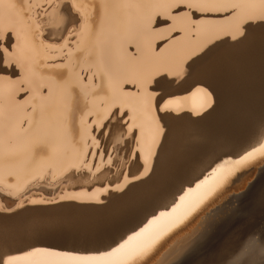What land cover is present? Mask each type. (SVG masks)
I'll list each match as a JSON object with an SVG mask.
<instances>
[{"label":"bare ground","instance_id":"bare-ground-1","mask_svg":"<svg viewBox=\"0 0 264 264\" xmlns=\"http://www.w3.org/2000/svg\"><path fill=\"white\" fill-rule=\"evenodd\" d=\"M246 1L239 0L246 8L251 7L252 5L248 7L245 5ZM14 2L15 8L12 7L13 0H0V26L12 27L16 33H19L18 39L14 36L10 37L11 42L16 45L13 59L18 61L16 64L19 70L7 72L22 78L21 82L27 92L18 97L17 87L0 78V212H2L0 225L4 224L1 228L5 227L9 230L4 231L10 232L6 235L0 228L1 233L5 234L4 238L3 234L0 235L2 236L0 254L6 252L8 246L15 247L33 240L34 236L26 238V234L39 231L37 228L44 224L55 225L56 229L67 226L72 232L74 229L71 228H76L78 224L76 218L79 221L82 220L84 225L89 224L84 227L85 232L89 229L88 232L82 236H79L80 233L77 234L78 229L74 230V232L77 231L74 235L69 232L72 234V237L69 234L71 240L79 237L76 244H70L69 238L65 240L70 243L64 244L62 234L61 238L58 237L61 243L54 241L68 246L96 247L113 241L119 242L124 238L126 240L128 236L139 232L155 219L156 223L149 231L133 242V245L139 248V252L132 258L131 264L169 263L173 254L187 246L193 237L199 235L206 224L203 227L200 226V231L197 229L191 234L188 231L189 235L181 239L178 247L176 245L174 247L173 240H176L178 234L180 236L181 232L184 233L190 227L192 230L196 219L219 199L225 200L224 204L221 202L225 208L230 206L238 195L244 192L243 190L234 192L233 184H237L238 179L245 178L242 182L240 181L241 183L239 182L238 186L249 187L254 182L245 183L246 178L257 173L259 167L264 164V134L262 135L264 128L255 135L253 132L252 135L255 137L250 135L252 129L249 126L253 112L250 105L252 97L249 98L252 90L248 91L250 84L247 90L250 72L254 71V67H250L251 60L254 61L256 56L257 61L262 60V57L258 55L253 54L254 57L251 55L253 49L258 48L255 42L261 39L260 33L249 35L247 39L240 38L234 43L226 40V43L221 44L210 57L196 60L195 63H192L193 60L186 62L179 70L167 75L168 95L165 96V100H173L168 109L179 112L185 107L184 104H188L192 113L177 114L167 109L169 113L167 119L172 129L167 145V158L163 166L157 164L155 174L142 176L144 183L139 184L132 198H125L123 201L119 199L118 188H125L132 180L131 177H124L122 183L115 187L114 191L117 192L108 193L110 190H107L105 191L107 195L103 198L76 195L74 197L78 201H72L66 200L71 196L65 194L48 199L43 194H37V191L42 188L47 189L41 186L42 184L55 188L73 182L82 185L86 178L85 174L93 175L96 172L92 166L93 154L97 149H102L101 140L106 138L109 130L112 134L103 141L104 149L102 150L107 152L113 150L116 155L114 162L122 159L125 154L124 134L128 126L137 127L139 135L142 125L145 147L151 143L152 115H159V113L154 107L149 108L145 103L141 87L138 95L134 93L127 96L119 91L108 71L105 72L102 69L100 41L109 33L123 35L127 29L131 11L147 21L156 13L169 8L174 0H70L83 15L84 28L79 41L73 48H66L57 54H52L53 47L45 43L33 15L36 6L51 0H14ZM237 37L239 34H236ZM161 44L162 42H159L157 47L159 48ZM259 48L261 50L260 46ZM64 52H66L65 55ZM57 58L62 60L59 61ZM108 62L111 74H114L116 81L128 80L140 85L142 81L147 82L158 77L154 75L157 70L151 68L154 67L153 65L139 66L130 58L127 60L120 58L115 52H111ZM257 72L260 70L258 69ZM197 87L206 88L214 93L217 104L210 114L204 112L198 114V110L192 109L189 100L184 99L189 97V94ZM133 88L130 85L126 86V90ZM148 91H153L152 86L148 88ZM121 112L124 113L123 118L129 117L126 125L122 122L117 123L114 118L113 114L118 115ZM102 125L105 127H101ZM184 131L190 132V139L193 137V139L198 138V141H204L209 140L207 137L217 136L218 142L208 146L210 153L207 154L206 159L194 162L197 153L199 156L203 153L201 150L203 146L200 144L202 142H197V139L196 141L192 139L194 142L190 141L189 134L186 138ZM93 138L101 141L99 147L93 143ZM258 139L255 145L251 144ZM208 140L207 142H210ZM41 145H46V148H40ZM248 153L252 155L242 160L241 158ZM210 158L215 160L214 167L216 164L228 161L225 165L226 178L210 181L199 191H194L184 204L173 212V208L180 204L179 197L190 188L188 186L178 194L182 185L197 177L204 169V162ZM154 162L149 161L150 164ZM261 163L263 164L259 165ZM86 165L91 166L90 171ZM99 180L103 182L104 177H100ZM199 181L197 180L195 185ZM195 185L191 187L194 190ZM81 199H89L92 202H80ZM173 199H176V202L169 209L163 208L157 214H150ZM201 199L203 202L199 204L196 211L188 214L192 204ZM106 201L107 204L104 203ZM224 207L213 208L214 211L208 213V220L215 219ZM23 208L26 209L15 215L3 214V212H14ZM161 212L168 215L160 217ZM60 216L64 217L61 220L65 219L67 225L63 223L60 225L58 220ZM72 218L77 221L75 227L72 226L75 222ZM28 220L36 223H29L31 226L27 225L29 227L27 232L24 227L26 224L21 226L24 227L23 231L16 232L18 224L29 222ZM81 222H79L80 226ZM82 230L84 231L83 225ZM46 231L43 233L39 231V233L46 234ZM62 231L65 234L64 229ZM48 232L49 235H46L50 238L53 234H50V229ZM54 233L56 234V231ZM57 234L60 236L59 233ZM53 237L50 241L55 238ZM171 249L176 250L166 258ZM30 250L20 253L11 252V254L23 257L25 252ZM30 259L32 258L26 257L20 261V264H28Z\"/></svg>","mask_w":264,"mask_h":264},{"label":"rangeland","instance_id":"rangeland-1","mask_svg":"<svg viewBox=\"0 0 264 264\" xmlns=\"http://www.w3.org/2000/svg\"><path fill=\"white\" fill-rule=\"evenodd\" d=\"M66 2L71 3L70 0H51V2L43 3L39 6H36L35 11L33 13L34 19L41 30V35L43 36L45 43L53 47L51 48L52 54H57L59 51L64 50L66 48H69V49L73 48L74 45H76L77 42L79 41V38L84 28V19H83L84 17L80 13V11L77 10L75 7H74V10L71 16L68 17L67 20L65 19L64 15L62 14L60 5ZM245 5L247 7L248 5H252L249 8H246L245 6L242 5L241 11L245 14L258 15L262 10L261 0H247L245 2ZM167 13L173 14V19L169 20L168 25H162V24L152 22L153 20H158L161 14H167ZM201 19L205 21L204 24L193 26L191 23V19L188 16H184V15L176 16L174 14V10L171 9L170 7L156 13L154 16L149 18V20L147 21L142 19L141 16H139L136 12L131 11V16L129 17L127 29L123 33V35L117 36L114 33L113 34L109 33L105 38H103L100 41V63H101L102 69L105 72L108 71L110 77L112 78L111 80L114 81L115 85L117 84L116 86L122 94L130 96L135 93L136 95H138L139 92L141 91L139 83L128 81V80L116 81L114 74H111V71H110L111 67L109 66V62H108L111 52H115L120 58H123L126 60L130 58L132 61H134L139 66H147L150 64L153 65L154 67H151V68L154 70L155 69L157 70V73L154 75H158V77L156 78H159L161 75L168 73L169 70H171V72L179 70L183 64H185L186 62L189 63L192 60H194L197 56L201 55L204 49H206L208 46H210L214 41H216L219 38H223L225 41L227 40V41H230L231 43H234L236 40L241 38L239 36L236 39H232V35L230 34L225 35L224 32H221L218 30L219 26L225 21L224 16L219 17L218 14L213 13V14L204 15L201 17ZM69 27H72L73 34H69L67 30ZM261 40L262 39H258V41L255 42L258 44V45L257 44L255 45L258 48L253 49V53L251 55L253 54L255 56L258 55L260 58L262 57V60H263L264 59L263 57L264 48L262 47L264 45V42ZM260 41L262 44L258 43ZM159 42H162V44L158 48L157 46ZM0 43H4V42L0 41ZM259 46L261 47V50ZM256 49L259 50L258 51L259 54L258 53L256 54L257 52ZM65 54L66 52H64V55ZM254 55L252 57H254ZM255 58L253 59H255L256 61L251 60V63H250V67L251 66L252 68L254 67L253 68L254 71H251L254 74L250 72V80H252L253 82L249 80L250 83L249 82L247 83L248 84L247 90L249 88V84L253 86V87L250 86V89L248 90V91L252 90L249 93L250 94L249 98L252 97L250 98V101H251L250 105L252 109L254 107L253 110L251 109V112L252 111L253 112H252L251 123L249 126V128L252 129V131L249 129L251 133L250 135H252L253 132L255 135V133H257L259 130L264 128V74H263L264 73L263 72L264 71L263 69L264 61H262L260 58H259L260 60L258 59L259 61H257V58H258L257 56ZM57 60L61 61L62 58H57ZM260 61H262L261 62L262 65ZM258 69L260 70V72H257ZM18 70H19V67L17 66L15 62L13 63L12 68L8 69V71H12V72L18 71ZM258 74H260V76ZM255 77L257 78V81ZM0 78L2 80H6L10 82L11 84L17 87L18 97L22 93L27 92V90H25L21 82L22 78L17 77L16 75H11L10 72H0ZM252 78H254L255 80ZM127 85H130L134 87L135 89L133 88L132 90L130 89L126 90ZM148 88H151V85H148ZM184 106H183L184 108L179 112L173 111L171 109H168V110L172 113L174 112L177 114H180L183 112L192 113L191 109L188 107V104H184ZM128 120H129V117L122 118V124L124 123L125 125L128 124ZM125 131L126 132L124 134V137H125V141H127V138L129 137L127 128H125ZM133 132H135L138 135V128L133 127ZM186 132L187 131H184V134ZM188 134H189V139H190V132L186 133L185 137L188 136ZM254 135H252V137ZM107 137L108 136L106 135V138H104V140H106ZM207 138H209L210 142H207L208 139L204 140L205 141L204 142L201 140L198 141V138L193 139V137H191L190 141H192V139L196 141L197 139V142L199 143L202 142L200 144L203 146L201 148L203 153L200 154V156L197 153V158L195 159L194 162H196V160L201 161V160L206 159L209 155L208 153H210L208 151L209 149L208 146L209 145L213 146L214 144H217L216 142H218L217 139L219 137L213 136V138L211 137H207ZM104 140H101L102 142L100 141L102 143V149H104V146H103ZM205 144H208V145L204 146ZM102 149L99 148L96 150L93 161H92V166L95 168L96 172L93 173V175L85 174L86 178L82 185H78L73 182V183H68L64 185L63 187L59 186L60 188H55V187H46V185L42 184L41 186L47 189L44 190L42 188L40 191H37V194L38 195L43 194L48 199H52L54 197L58 198L60 196L67 194L71 197L66 200L78 201L77 198H75L74 196L83 195L87 198H90L93 196H100L101 198H103L107 195V193H105V191H103L102 189H107L108 191L110 190L108 193L117 192V191H114L115 187L121 184L124 179V177H121L119 173L121 170H123L125 173L127 172L126 165H124L122 169L121 167H119L122 165V162H123L122 160H124L126 156L125 154H123L122 159L114 162L116 155L115 153H113V150H111L110 152H107ZM110 156H111V159L113 160L111 165L108 162ZM263 163L259 165H262ZM251 175L252 176L250 177L248 176V178H246V181H245V183L250 182V181L254 182L249 187L244 186L241 188L240 186H238L245 178H240L237 180V184L236 183L233 184L232 189L234 192L240 191V190H243L244 192L240 193L237 199L233 201L230 204V206H227L225 208L223 206L225 200L223 198L219 199L217 202L220 204L216 202L214 205H212L209 208L208 211L204 212L203 214L199 216L198 219H196L192 227V230H190L191 228L190 227L189 229H186L184 233L181 232L180 236L178 234L177 238H175L176 240H173V242L175 243V244L173 243L174 247L175 245L177 246L178 244L181 243V239H183V237H185L186 235H189L188 231H190V234L192 231H195L197 229H199L200 231L201 230L200 226L203 227V225L206 224L201 230V232L199 233V235L197 234V236L193 237L189 241L187 246H185L184 248L178 249L173 254L171 261L167 264H186V263L187 264H198L199 262L203 260V257L207 253L211 252V250L206 252V249L208 247H211L215 242H216L215 244H220L222 243L223 240L224 241L222 245L219 247L218 251L214 253V255L208 261H206L205 263L202 262V264H264V230H263L264 229V215L258 216V218L255 221L252 219L251 220L249 219L239 224V222L242 219L248 218V214L253 210V208L259 202L264 200V164L259 167V170L257 173L251 174ZM100 177H104L103 182L99 180ZM104 183L108 185L106 186ZM80 202L91 203L92 201L89 199H81ZM221 202L223 204H221ZM104 203L107 204V201ZM216 204H218V206ZM217 207L219 208L224 207V209H222L223 211H221L215 219H211L209 221L207 218V216L209 215L208 213L213 212L214 209H216ZM263 209H264V204L261 205L255 211H253V214L256 212L259 213ZM8 213L9 212H6V213L3 212V214H8ZM62 218L64 217L60 216V219L58 218L57 219L59 220L60 225L62 223L65 225L66 224L65 219L61 220ZM73 219L74 218H72V221L73 222L75 221V222L74 224L73 222H71L73 224L72 226L75 227V224L77 221H78L77 222L78 224L76 225V228H71V229H74V230L78 229L77 231L79 232L77 231L74 232V230L70 232V228H68L67 226H61L62 228L59 227V229L58 228L56 229L55 225L49 226V225L44 224L43 226L41 225L42 227L39 226L41 229L39 227L37 229H39L41 233L47 230L46 234L49 233L48 231L50 229V234H53V235H50V238L45 233L40 234L38 230H36L38 233H35L36 231L33 230L35 231L33 232L35 234L33 233L26 234V238L28 236H32V237L34 236L33 238H36V237L37 239L42 238V240L46 238L47 240L50 241L51 237L54 236L56 239L53 237L54 239H52L51 241L57 240V242L60 241L61 243V240L58 241V239L61 238V234H62V236L64 235L62 237V242H64V244L66 243L69 244L70 242H71L70 244H73V243L76 244V241H78L79 237L76 235V237H78L77 239L73 236L74 238H72V240L74 239L75 241L72 242L71 240L72 234L74 235L77 232V234L80 233L79 236H82V234H85L86 232H88L89 229L85 232L86 228L84 227L89 224L85 223L84 225L83 224L84 222L82 220L79 221L76 218L77 220L76 221ZM33 222L35 221L33 220L29 222L26 221L23 224L16 223L18 224V226L16 227L18 230L16 232L20 233V230L23 231L22 229L24 227H26L25 231L27 232L29 230L28 226L30 224H34ZM79 222H81V226L79 225L80 224ZM196 223L200 225L197 226ZM24 224L26 225L24 226ZM82 225H83L84 231L82 230ZM1 226H4V224L1 223L0 228ZM21 226H24V227H21ZM79 226L81 227L80 230H79ZM46 227L48 228L45 229ZM65 227L67 228L65 229ZM233 228L235 230L233 232H229ZM5 229L6 231L9 230L5 227L4 228L2 227L1 231H4ZM42 229L44 231H42ZM63 229H64L65 234L68 233V235L66 234L65 236V234H63V231H62ZM1 231H0V235L3 234L2 235L3 238L5 236L4 233H6V235H8L7 233H10L9 231L8 232L4 231V233H1ZM51 231L52 232L56 231V234L59 233L60 236H57L58 234L56 235L54 232L51 233ZM69 232L72 234H70ZM69 234L71 237L69 236ZM36 235H40V236H36ZM2 236L0 238H2ZM67 238H69L68 241L70 240L69 243L65 240ZM81 240L82 239L80 237V241ZM6 244H9V243H6ZM175 250L171 249L170 252L167 254L166 258H168L172 254V252H174ZM196 255L199 256L196 259L197 261L195 262L194 260L190 263L189 261L192 260Z\"/></svg>","mask_w":264,"mask_h":264},{"label":"snow or ice","instance_id":"snow-or-ice-1","mask_svg":"<svg viewBox=\"0 0 264 264\" xmlns=\"http://www.w3.org/2000/svg\"><path fill=\"white\" fill-rule=\"evenodd\" d=\"M262 10L258 15L245 14L241 11L242 4L239 0H174L170 5V8L174 10L176 16L184 15L191 19L193 26L204 24L205 21L201 19L202 16L207 14H218L225 17V21L219 26L218 30L224 32L225 35H232L233 39H236V34L243 39H247L249 35H253L256 32L260 33L262 41H264V0H261ZM12 7L15 8L16 4L13 0ZM62 14L67 20L71 16L74 5L72 3L66 2L60 5ZM173 19L172 13L161 14L158 20H153V23H158L162 25H168L169 20ZM235 21V22H233ZM78 22V21H77ZM74 26V25H73ZM69 34H73L72 27L68 29ZM19 38V33H16L12 27L0 26V72H7L8 69L12 68L13 63H18L14 61L12 57L15 55L16 45L11 42L10 37ZM239 42V41H237ZM226 41L223 38H219L214 41L210 46L203 50L201 55L197 56L192 63L196 60L203 59L204 57H210L214 51ZM171 70L168 73L161 75L159 78H152L147 82H141L140 87L143 89V98L145 103L149 108L154 107L156 112L159 113L152 115V137L151 143L145 147L144 143V128L141 125L140 134L137 135L133 132L134 126H128L129 137L124 145L123 151L125 152L126 158L123 160L122 165L119 166L121 169L124 165L127 166V172L123 170L120 171L119 175L121 177H131L132 180L127 183L125 188H118L119 199L123 201L125 198H132L135 195V190L138 188L139 184H143L144 180L142 176H149V174H155L157 169V164L163 166L168 154V142L169 135L171 132V126L168 122L169 113L167 109L173 103V100H165V96L168 95L166 92L167 75H171ZM151 85L153 91H148V86ZM185 100H189V103L193 110H198L199 112H204L205 114H210L215 110L217 101L214 97V93L208 91L206 88L197 87L194 91L189 94V97H184ZM117 123L122 122L124 113L113 114ZM135 119V117H133ZM105 127V126H101ZM111 130L108 131L107 136H111ZM93 143L99 147L100 141L93 138ZM40 148H46V145L39 146ZM143 153V155H142ZM95 155V154H93ZM227 155V153H226ZM252 153H248L246 156L242 157V160H246L248 156ZM155 161L154 163H149V161ZM109 164H112L111 157H109ZM213 158L204 162V169L211 168V173L204 176V179L200 180L195 185V190L191 187L188 191L179 197L180 204H177L173 208V212L177 208H180L184 202L193 194L194 191H199L203 186L208 185L210 181H218L226 178L225 165L228 161L216 164ZM239 163V161H238ZM89 171L91 170L90 165H86ZM79 171V169H77ZM196 179H199L197 176ZM136 181L138 183H133ZM107 191V189H102ZM203 200H198L192 204L188 209V214L195 212L199 204ZM34 203V201H33ZM23 207V206H21ZM168 213L161 212L160 217H164ZM158 219V218H157ZM156 223V220H152L144 228H141L139 232H134L132 235L128 236L126 240L122 243H116L115 247L111 244L108 245L110 250H102L101 248H95L91 251L96 254L79 255L76 254L75 250L72 251H60L56 250L53 246L48 247H37L31 246V250L25 252L24 256L13 255L6 251L0 254V264H20L22 259L26 257L32 258L28 261V264H131L132 258L136 256L139 252V248L133 245L134 241H137L142 237L152 225ZM120 258V259H113Z\"/></svg>","mask_w":264,"mask_h":264},{"label":"water","instance_id":"water-1","mask_svg":"<svg viewBox=\"0 0 264 264\" xmlns=\"http://www.w3.org/2000/svg\"><path fill=\"white\" fill-rule=\"evenodd\" d=\"M264 134V132L262 133V135ZM259 141V139L258 140H254V142L253 143H251L252 145H255L257 142ZM250 144V145H251ZM219 159V158H218ZM214 165H215V163H213L212 164V167H214ZM211 173V168H207L206 170H204L203 171V174H199L198 175V177H199V179H196V177L194 178V179H192V180H190V181H187V182H185L183 185H182V187H181V189H180V191L178 192V194L179 193H181L183 190H184V188H187L188 186H190V187H194L193 185H195V182L197 181V180H201V179H203L204 178V176H206V175H209ZM174 202H176V199H173L170 203H168L167 205H161V206H159L154 212H152V213H150V214H157V212H159V210L160 209H163V208H167V209H169L172 205H173V203ZM264 204V200H262L261 202H259L254 208H253V210L248 214V218H245V219H242L240 222H239V224H241V222H243V221H245V220H256L257 218H258V216H262V215H264V209L261 211V212H256V213H254L253 214V211H255L256 209H258L261 205H263ZM26 208H23V209H21V210H17V211H14V212H9V214H16V213H19V212H22V211H24ZM262 213V214H261ZM149 221V220H148ZM148 221L146 222V223H148ZM235 229L233 228L232 230H230L229 232H233ZM264 230V229H263ZM228 232V233H229ZM123 238V237H122ZM226 238V237H225ZM224 238V239H225ZM38 240V241H37ZM122 240H125V238L124 239H122ZM121 240V241H122ZM121 241H119L118 243H121ZM224 241V240H223ZM223 241H222V243H223ZM117 242V241H116ZM216 243V242H215ZM213 244L211 247H208L207 249H206V252H208V251H210L211 250V252H209V253H207L204 257H203V260L201 261V262H199L198 264H202V262L203 263H205L206 261H208L213 255H214V253H216L217 251H218V249H219V247L222 245V243H220V244ZM109 244H111L112 245V247H115L116 246V243H108V244H103V245H99V246H96V247H77V246H68V245H62V244H59V243H56V242H54V241H49V240H42V239H37V238H34L33 240H31V241H29L28 243H26V244H23V245H17V246H15V247H7L6 248V251H8V252H12V253H20V252H23V251H25V250H30L31 249V246H37V247H48V246H53L56 250H60V251H72V250H75L76 251V254H96V253H94V252H92L91 250L92 249H95V248H101L102 250H110L109 248H108V245ZM199 256L198 255H196L192 260H190L189 262L191 263L192 261H194L195 260V262L197 261L196 259L198 258ZM187 264V263H186Z\"/></svg>","mask_w":264,"mask_h":264}]
</instances>
